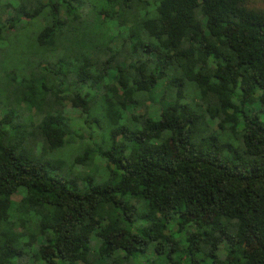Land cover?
<instances>
[{
	"label": "trees",
	"instance_id": "obj_1",
	"mask_svg": "<svg viewBox=\"0 0 264 264\" xmlns=\"http://www.w3.org/2000/svg\"><path fill=\"white\" fill-rule=\"evenodd\" d=\"M0 54V264H264L263 10L0 0Z\"/></svg>",
	"mask_w": 264,
	"mask_h": 264
},
{
	"label": "rangeland",
	"instance_id": "obj_2",
	"mask_svg": "<svg viewBox=\"0 0 264 264\" xmlns=\"http://www.w3.org/2000/svg\"><path fill=\"white\" fill-rule=\"evenodd\" d=\"M249 7L253 8V9H257V10H263L264 11V3L261 2L260 0H249ZM32 25V26H31ZM27 26V25H26ZM40 29V24L39 23H34V24H29L24 31H22L17 37H16V42H12L10 47L14 52L19 51V44H21L22 42H24V40L31 38L33 34H35V32L37 30ZM15 55V53L13 54V56ZM1 56V54H0ZM15 58L17 56H14ZM15 58H11L9 61H4L0 67L4 68V69H8L11 68L12 63L14 62ZM131 111L127 110V114H129ZM72 118L76 117V116H70ZM152 119L156 120L157 117H152Z\"/></svg>",
	"mask_w": 264,
	"mask_h": 264
}]
</instances>
